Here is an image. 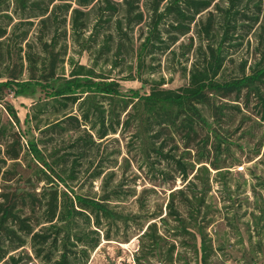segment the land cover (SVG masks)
I'll return each instance as SVG.
<instances>
[{
	"label": "trees",
	"instance_id": "trees-1",
	"mask_svg": "<svg viewBox=\"0 0 264 264\" xmlns=\"http://www.w3.org/2000/svg\"><path fill=\"white\" fill-rule=\"evenodd\" d=\"M97 9L109 17L124 11V21L117 20L114 31L107 36L108 42L114 43L116 54L123 39H127V29L146 24V33L136 53L138 63L142 62V55H154L156 52L152 49L160 45H164L161 52L168 49L164 34L168 35L171 45L180 36L187 35L192 23L203 13L207 18L201 34L208 37L218 17L222 25L221 44L216 49L210 46L205 49L204 63L193 64L188 70V83L176 90L164 89L163 82H158L150 83L147 93L140 94L139 90L123 93L117 80L80 64H73L68 76L59 75V66L66 54L64 28L68 17L72 30L81 31L87 26L90 10ZM0 16V264H87L101 239L113 241L110 230L119 216L109 205L111 197H86L73 191L68 180L74 179L75 171L68 176L58 171L59 163L66 162L68 153L59 155L53 145L55 135L73 132L85 138L79 137L84 146L95 147L100 144L98 141L132 127L144 135L143 139L154 132L143 147V155L148 158L152 150L160 158L171 160L185 179L187 165L177 157V152L181 148L183 156L190 154L192 141L198 138L199 131L204 135L203 150L207 149L210 139L211 147L219 156L229 153L231 146L243 150V146L229 139L217 126L224 110L231 108L241 113V102L247 108L253 96L260 117L253 121L251 116L242 115V124L248 119L251 125L241 134V140L245 145L253 143L252 130L263 128L262 135L253 143L249 161L256 160L257 164L264 161V62L254 65L251 73H245L243 65L238 77L216 79L223 62L221 46L232 40L238 21L249 23L247 28H251L264 17V0L247 3L244 0H0ZM34 21L39 24L37 41L41 55L28 42L21 55V45L26 42ZM56 22H59L57 30L63 29L58 38L49 31ZM115 35L120 36L117 45ZM59 39L63 45L59 46ZM10 41H15L17 49L11 48ZM7 42L8 46L4 47ZM104 47L107 52L112 49L108 43ZM16 50L18 54L13 55ZM140 83L142 88L147 84L141 78ZM6 91L13 97L32 100L39 93L44 94L43 98H36L26 114L25 129L21 128L14 106L5 101ZM75 106L78 114H73ZM41 115L47 119L44 125H41ZM167 134L173 136L171 149H167L163 139ZM181 134L182 138L175 139ZM207 153L202 152L197 163L208 164L220 175L223 167L219 165V156L211 162L205 156ZM201 168L205 172L209 170L204 165ZM100 175L101 171L94 173L95 178ZM59 184L65 189H60ZM258 186L262 188L261 184ZM177 194H184V190H177ZM167 210L165 217L158 215V222L167 224L166 217L173 216L176 232L195 240V233L188 231L173 202L167 205ZM107 222L110 226L103 231ZM202 230L196 231L201 237L199 249L196 245L193 248L201 253L202 263L207 264L212 247L206 243ZM138 241L135 264H149V251L161 254L164 239L159 234L157 221L147 224ZM176 248L175 242L169 243L164 257H157L158 261L175 264Z\"/></svg>",
	"mask_w": 264,
	"mask_h": 264
},
{
	"label": "rangeland",
	"instance_id": "rangeland-1",
	"mask_svg": "<svg viewBox=\"0 0 264 264\" xmlns=\"http://www.w3.org/2000/svg\"><path fill=\"white\" fill-rule=\"evenodd\" d=\"M247 1L244 0V3ZM90 12L86 28L77 32L72 30L71 19L68 17L64 28L67 31L64 44L66 54L59 66L58 74L68 76L73 64L84 65L117 80L123 93L129 90H139L140 94L147 93L148 85L158 82H163L164 89H179L188 83L190 67L193 64L201 66L204 63L205 49L208 46L216 49L221 44L222 25L218 17H215L211 34L208 37L201 34L207 18V14L203 13L196 18L195 23H192L187 35L180 36L178 41L171 45L168 35L164 34L168 49L161 52L160 49L164 45H160L152 49L156 52L154 55L144 54L142 62L138 63L136 53L146 33V24L143 23L133 30L127 29V39H123L120 52L116 54L114 43L108 42L107 36L114 31L113 24L117 20L124 21V11L121 10L112 17L102 15L100 9ZM34 22L26 42L21 45L23 48L21 55H24L27 49V42V45L34 47V51L41 55L37 41V37H40L39 24L38 21ZM248 25L250 24L238 21L237 31L231 36L232 40L221 46L223 62L216 77L218 81L238 77L243 65L245 73L248 74L254 65L264 62V17L251 28H247ZM58 26L59 22H56L49 30L52 31L50 35H55V38L63 31L57 30ZM115 36L117 45L120 36ZM45 38L46 36L42 37ZM14 42L10 41V44L7 42L4 47L9 44L11 48L17 49ZM106 43L112 48L110 52L104 47ZM60 45H63L61 39ZM15 54H18L17 50L13 55ZM14 61H18L16 57ZM26 77L25 72L22 78ZM140 78L147 83L144 88L141 86ZM37 97L43 98L44 94L39 93ZM36 98L35 100L16 98L6 91L5 101L14 106L22 129H25L23 125L25 116ZM72 111L73 114H78L76 106ZM240 111L241 113L231 108L224 110L217 128L229 139L243 146V150L231 146L229 153L219 156L211 147V139L207 149L203 150L201 139L204 135L199 131L198 138L192 141L190 154L183 156L181 148L177 152V157H181L182 162L187 165L188 176L185 179L181 178L176 164L171 160L160 158L152 150L148 158L143 155V147L152 139L154 132L143 139L144 135L136 133L132 127L124 133L98 141L100 144L95 147L84 146L81 138L82 140L85 138L73 132L55 135L53 145L59 150V155L68 153L66 162L59 163L58 171L67 176L75 171L74 179L68 180L73 191L93 198L110 196L109 205L119 216L117 224L110 230L113 241L101 239L99 246L90 253L87 264H127L130 260H133L134 264V257L139 248L138 237L145 231L147 224L154 221L158 223L159 234L162 235L164 242L161 243V254L156 251L147 252L149 264H162L157 257L160 258L161 255L164 257V252L171 242L177 245L175 264H203L201 253H196L193 248V245H196L199 249L201 243L197 228L203 229L206 243L212 247L207 264H264V161L260 164L255 163L256 160L249 161L253 143L260 138L263 128L252 130L253 143L245 145L241 140V134L251 125L248 119L242 124V115L251 116L253 121L260 117L255 97L251 96L247 108H244L241 102ZM203 113L212 121L205 109ZM41 116L43 117L41 125H44L47 119ZM6 117L3 114V118ZM180 137H183L182 134L175 139L179 140ZM163 139L168 145L167 149H171L173 136L167 134ZM204 151H208L205 156L211 162L216 161V155L219 156V165L223 167L220 175L208 164L197 163V159ZM74 161H77L76 166ZM203 165L208 167V172L202 170ZM99 171L101 175L95 178L94 173ZM253 175L260 179L252 178ZM259 184L262 188L258 186ZM59 188L65 189L61 184ZM177 190H184V194H177ZM171 202L189 227L188 231L195 233V240L190 235L176 232L173 216L166 217L167 224L162 225L158 222V215L165 217L168 213L167 205ZM109 226L108 222L105 223L103 231ZM153 254L156 256H152Z\"/></svg>",
	"mask_w": 264,
	"mask_h": 264
},
{
	"label": "built area",
	"instance_id": "built-area-1",
	"mask_svg": "<svg viewBox=\"0 0 264 264\" xmlns=\"http://www.w3.org/2000/svg\"><path fill=\"white\" fill-rule=\"evenodd\" d=\"M131 262V263H130ZM133 260H130L127 262V264H132ZM122 264H126V263H122ZM135 264V263H134Z\"/></svg>",
	"mask_w": 264,
	"mask_h": 264
}]
</instances>
